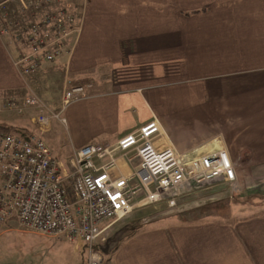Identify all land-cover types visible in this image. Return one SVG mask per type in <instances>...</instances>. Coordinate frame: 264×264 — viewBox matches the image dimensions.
Segmentation results:
<instances>
[{
  "label": "crops",
  "instance_id": "obj_1",
  "mask_svg": "<svg viewBox=\"0 0 264 264\" xmlns=\"http://www.w3.org/2000/svg\"><path fill=\"white\" fill-rule=\"evenodd\" d=\"M72 1L78 31L67 50L24 80L13 66L15 43L27 35L18 1L6 11L17 41L0 38V97L29 91L61 112L64 123L52 119L46 131L16 122L43 142L50 134L60 168L81 147L111 146L155 117L178 152L219 142L232 162L254 166L245 178L253 188L236 192L264 194V0ZM161 37L171 43L154 48L158 58L128 60L131 43ZM70 86L86 97L63 109ZM109 173L127 177L131 167L117 154ZM184 198L171 209L159 204L167 210L119 239L104 264H264L263 216L190 220L187 212L205 204Z\"/></svg>",
  "mask_w": 264,
  "mask_h": 264
},
{
  "label": "built area",
  "instance_id": "obj_2",
  "mask_svg": "<svg viewBox=\"0 0 264 264\" xmlns=\"http://www.w3.org/2000/svg\"><path fill=\"white\" fill-rule=\"evenodd\" d=\"M20 5L27 35L17 41L6 17L7 6ZM55 1V2H53ZM57 0H4L0 2V38L10 39L18 54L13 63L20 75L55 63L78 31L75 5ZM73 10V12H72ZM86 97L75 86L63 93L62 108ZM0 97V117L27 116L40 131L50 120L64 123L34 94L18 100ZM155 117L111 146L88 144L76 150L61 169L46 144L36 135L0 131V224L10 221L36 232L83 244L86 264H104L100 247L112 227L134 208L177 201L204 183L215 180L237 190L233 162L221 144L193 153L178 152ZM131 167L127 177L113 178L116 155ZM107 159L103 165L96 162Z\"/></svg>",
  "mask_w": 264,
  "mask_h": 264
},
{
  "label": "rangeland",
  "instance_id": "obj_3",
  "mask_svg": "<svg viewBox=\"0 0 264 264\" xmlns=\"http://www.w3.org/2000/svg\"><path fill=\"white\" fill-rule=\"evenodd\" d=\"M59 1L76 5L72 0H57L55 6H58L57 3ZM74 14L76 17L75 11ZM10 27L11 30L14 29L11 24ZM157 41H159V43ZM170 43L171 40L167 37H161L157 40L146 39L134 42V44L131 43V57H129L128 60L136 62L137 60L143 61L158 58V51L154 50V48H160V46H158L160 44L163 50V48L169 46ZM143 49L145 51L139 52ZM24 76L26 77L28 75H23V78H21L22 80H24ZM70 87H67V89ZM27 93H29V91H27ZM43 103L45 104V102ZM47 108L51 111V108L48 106ZM28 118L29 117L23 115L19 118L12 116V114H7L3 115L0 124L9 125L11 128L23 129L24 127L19 126L16 122L24 120V126L29 127ZM34 135H36V133ZM49 135L48 133L44 134L43 140L52 151V144L46 142ZM36 136L38 137V135ZM196 147L188 150L189 153L201 149V146L198 148ZM244 150L245 155L248 154V149L245 148ZM233 165L237 174V190L241 191L242 189L243 192L253 188L252 185L250 186V182L248 181V183L245 178L249 176L248 174L254 166L240 164L238 161L233 162ZM260 183L263 184L264 182ZM256 185H258L257 182ZM237 190L231 188L228 184L222 183V181L215 180L204 183L195 189L192 188V192H189V194L187 193L188 195H183L180 199L185 197L184 199L189 200V204H205L203 207H194V209L187 212L191 216L189 218L190 220L202 218L201 220L208 219L225 222L227 220L242 219L245 217H264V194H256L253 196L239 195L236 192ZM164 209H166V207L164 205L160 206L159 204L134 208L123 220L112 227L110 233L106 236L107 240L113 236L122 239L128 235L127 233L129 231H136L139 224L143 225L144 223L155 220L156 217L160 216L159 211H163ZM86 255L87 252L80 242H70L58 236L42 234L20 226L13 221L0 224V264H86ZM103 259L106 260V255H103Z\"/></svg>",
  "mask_w": 264,
  "mask_h": 264
},
{
  "label": "water",
  "instance_id": "obj_4",
  "mask_svg": "<svg viewBox=\"0 0 264 264\" xmlns=\"http://www.w3.org/2000/svg\"><path fill=\"white\" fill-rule=\"evenodd\" d=\"M119 242V238H117L116 236H113L111 238H109L105 244H103L100 247V251L103 255H107L111 252V250L117 245V243Z\"/></svg>",
  "mask_w": 264,
  "mask_h": 264
},
{
  "label": "trees",
  "instance_id": "obj_5",
  "mask_svg": "<svg viewBox=\"0 0 264 264\" xmlns=\"http://www.w3.org/2000/svg\"><path fill=\"white\" fill-rule=\"evenodd\" d=\"M0 131H3V132H11V133H16V134H20V135L31 134L30 132H27L25 129H18V128H14V127L11 128L9 125H1V124H0ZM132 233L133 232H130V235Z\"/></svg>",
  "mask_w": 264,
  "mask_h": 264
},
{
  "label": "bare ground",
  "instance_id": "obj_6",
  "mask_svg": "<svg viewBox=\"0 0 264 264\" xmlns=\"http://www.w3.org/2000/svg\"><path fill=\"white\" fill-rule=\"evenodd\" d=\"M216 145L214 144L213 147H215ZM212 149V148H211Z\"/></svg>",
  "mask_w": 264,
  "mask_h": 264
}]
</instances>
